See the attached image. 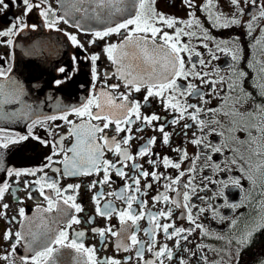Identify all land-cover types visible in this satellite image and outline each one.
Returning a JSON list of instances; mask_svg holds the SVG:
<instances>
[{"label": "snow or ice", "instance_id": "6c2138e0", "mask_svg": "<svg viewBox=\"0 0 264 264\" xmlns=\"http://www.w3.org/2000/svg\"><path fill=\"white\" fill-rule=\"evenodd\" d=\"M60 5V13L54 9L48 0H0V13H5L10 7L22 8L21 15L14 18V21L10 23L9 27L0 30V37H13L25 29L35 30L37 24L33 23L29 25L26 23V18L34 9L38 10L39 16L43 18L44 26L48 29H55L60 31L58 24L63 22L69 24L71 18V26L80 28L82 22L96 21L103 23L106 26L100 30L92 31L94 39L90 43H95L96 39H104L107 36L116 34L124 35L123 40L119 44H108L103 51L107 55L108 59L116 66V71L113 75H116L118 79L123 81L124 87L128 89L127 93L116 92L113 94L111 91L100 90L98 93H94L90 96L86 103L80 107H72L70 111L68 109H61L59 116L51 115L45 116L43 121L39 119H33L28 125V135L19 136L10 133L3 127H0V171L7 174L8 177L21 175H35L37 171H43V169H16L12 167H5L4 165V150L9 149L11 145L17 144L21 141L27 140L32 135V128L38 123H44L45 121H55L57 119L65 121L70 125L68 129L69 136L74 138V142L70 147L65 148L63 145L64 137L61 140L53 144L52 156H48L49 161L45 167H51L52 163H60L63 165V175L76 176V175H99L103 172V179L99 181H93L89 186L95 188L97 184L101 186L109 183L111 176L110 172L115 170L116 175L122 179L127 177V173L123 170V167H128L127 161L133 160V156L129 153L126 147L122 145H129L133 139L131 125L136 121H141L147 126H152L153 121L161 119L155 113L151 115L142 116L140 112L141 103L139 101H130L129 96L133 91L140 92L142 88H146V95L144 97L145 104L148 102L149 97H165L167 93L165 107L172 109L174 112H178L179 116L174 118L171 123L177 124L180 120L187 118L191 119L193 124L202 133L201 136H196L193 133V138L190 143L201 149L197 155L192 158L191 167L188 172L198 171L196 161L203 159L205 161L203 167L211 169L214 173L229 170V164L238 165L242 174H245L244 178L248 179L253 187L257 184L259 178L264 183V161L256 166V173L253 175L250 171L246 172L243 165L238 163V160L233 158L230 161L226 160L225 167L221 168L220 164L213 160V154H223L226 147H228L223 125H220V130L212 125H219L220 121L215 119L203 120L200 119V113L205 109L194 105L182 102L179 97H184L185 100L189 96H198L201 101L207 103L204 98V94L200 92L199 88L191 82L186 85H180L177 83L178 79L189 80V77H194L200 80L202 83L211 84V91L216 92L215 84L219 82L224 85L223 91L225 95L223 97V104L221 108L207 109L208 113L213 116L222 111L225 106H228V110L224 111L225 116L232 118V127L227 129L229 136L233 140L238 138L234 135L236 131H244L247 133L248 139L246 141H238L239 143H248L257 145L256 155L264 156V104H256L252 110L241 111L240 107L243 104L248 103L253 99L252 94L244 90L242 81L247 77V73L240 70L237 65L241 59V49L238 45V38L216 41L215 38L209 36V32L205 29L199 19L195 17L194 12H189L191 19L187 21L177 20L172 17H167L161 12H157L154 4L155 0H57ZM182 4H185L189 9L204 10L208 13L207 20L214 28H229L232 26H239L241 19L244 15V9L242 4L250 5L257 8V13L253 14L251 19L247 23L249 35L254 30V24L258 19H264V4L260 3V0H229V3L234 6L235 11L231 17L225 16L223 13L212 11L213 0H207L203 9L199 5L194 4L193 0H181ZM78 17V18H77ZM120 17L118 22L109 24L114 18ZM177 24L185 25V28L175 27ZM158 25L166 26L167 28L175 27L174 34L170 35L168 32L163 31ZM193 27L197 31H192ZM123 30V32H122ZM262 35H264V28L261 29ZM68 39L74 46L83 47L79 44L77 37L65 33ZM197 37L202 41L213 39L216 43V48L226 56H230L232 63L228 66L231 71L227 78L220 76L218 81L208 80L209 76L207 72L195 71L196 64L192 63L191 68H186L185 60L181 56L182 52L189 53V62H191L192 49L188 44L182 43V37ZM6 43L12 45L13 41L9 38ZM261 42L257 41L254 47H257L261 54H264V47H260ZM204 48H208L207 43H203ZM211 51V50H210ZM197 57L200 56L199 52H196ZM73 57V61H75ZM92 61V77L96 80V61L99 59L98 54H93L90 57ZM212 59H219V57L212 55ZM210 63V62H209ZM199 64L203 67H207L206 62L203 59L199 60ZM248 67L254 72L253 87L257 89L259 96L264 97V59H257L255 54L253 59L248 61ZM60 72H65L64 68L58 69ZM11 68L0 67V120L5 119H28L31 116V106L24 105L21 109L16 111L5 112L4 106L11 104H23L22 96L24 95L23 86L15 79L11 78L8 73ZM219 73V68L214 70ZM109 74H105L106 78ZM70 78V77H69ZM64 81H55L56 85L62 84ZM106 89H119L120 84L105 85ZM60 108V105H57ZM95 109V110H94ZM192 109V111H188ZM74 114L81 118V122L77 124L74 121L68 120V115ZM97 121L102 123H92ZM243 122V123H241ZM114 125V132L116 136L109 137L105 130ZM192 124H184V129H189ZM205 129H209L205 132ZM142 128L137 131H142ZM158 131L162 133V141L164 145L169 144L170 133L165 132L164 126L161 125ZM253 131L256 135H253ZM128 133L122 139H117L120 133ZM215 133L221 137V141L218 144H213L207 139L208 135ZM185 136L187 132L184 133ZM39 139V137H34ZM156 142V138L152 137L148 141V145H152ZM41 144H48V141L40 140ZM181 151L180 149H175ZM206 150V151H205ZM105 151L112 152L119 157L118 162L123 167H117L116 163L108 159H104ZM238 150L233 149V152ZM71 154V155H69ZM150 154V149L147 146L140 148L137 153L138 156H145ZM62 155V159L59 161H53V156ZM188 154L186 150H183L181 160L187 159ZM240 159H244L243 156ZM150 164L155 161L149 160ZM162 162L164 167H172L180 169L181 164L171 161L168 157H163ZM131 167L139 171L138 176L128 177L132 180V184H125V187L119 191V193H108V195H116L118 199H122L127 205L126 208L117 209L111 202H106L103 207L100 206V198L104 193L98 192L93 196V201L97 205V215L111 219L115 215L120 223L118 230H113L112 226L105 229L93 228V233H98L101 237V242L104 243L107 240L108 235L117 238L116 248L117 250L123 249V251H129L134 249L135 256L138 260V264H165L166 258L169 262L174 258V252L167 245L157 248L155 242V236L157 231L162 230L166 238L176 240L175 247L180 246L181 240H187L188 237L182 235L186 231L190 234L195 229H200L205 236L212 235L203 225L196 223V219L192 215V209L196 205L191 204V195L195 193L196 188L193 186V178L189 177L188 183L183 184L184 189H188L183 192L177 190V185L180 184V178L185 176L184 171H179L176 178H168L170 182L165 185L166 190L177 192L178 196L183 197V202L175 199H170L165 193H160L153 197V200L160 202L163 200L166 203L176 204L178 207L187 210V219L190 223L195 224L194 229L173 228V225L168 223L161 224L158 217L169 218L172 215V209L160 210L157 213H151L145 211L146 201H138L135 194L124 195L125 192L131 190L132 193L140 192V177L148 178L151 176L154 180H159L160 175L156 171L149 173L148 171L141 170L142 166L136 163H132ZM251 168V165L249 166ZM54 172L60 173V168H53ZM210 183H220L224 186L230 182L236 187H240V179L229 177L228 181H216L211 177H205ZM44 180V183H41ZM33 183L40 185V195L43 196L46 201V207L41 206L38 202L35 209L36 216L28 218L25 216V209H19V216L24 218L27 223L22 224L23 231H17L14 234L11 230L4 233L5 240H11L13 235L15 239L11 244V251L4 256H0V259L8 261V264H15L13 259L17 245L24 241L27 252L32 255L21 256L20 260L22 264H122L118 259L112 257H106L104 259H98L95 246L86 247L82 242V237L85 235L83 231L76 232L75 238H69L68 229L73 224H79L80 219L77 215L72 214L71 210L75 213H80L83 208L80 204L76 203V196L65 195L72 189L78 191L79 185H68L67 188L61 189L58 181H49L46 177L37 179ZM134 185V187H133ZM29 186V182L25 181V187ZM145 187H151L150 184ZM206 187V185H205ZM9 184L5 180L0 183V200L3 199L4 193L8 190ZM48 188L55 192V196L45 194L44 189ZM264 197V192L260 194ZM31 199V193H29ZM248 197L245 196L246 200ZM200 199H205L200 197ZM134 203H139L140 210L137 211L134 207ZM227 207L237 208L242 204H226ZM9 205L3 204L2 208L7 209ZM211 208V205H209ZM259 211L252 218L251 222L246 223L243 230L238 234L233 233L229 236L216 235L218 240H226L228 245L232 244V241L236 242L235 256L236 264H239V256L241 252L250 246L257 233L264 231V199L258 202ZM205 208H199V213H204ZM0 215H5L4 212H0ZM214 215H218L214 211ZM148 217L149 223L152 225L150 229H145V235L149 236L148 241H141L138 239L137 233L139 232L138 222ZM183 218V213H182ZM15 217H13V220ZM224 218L221 217V220ZM91 222V220L89 221ZM236 221H232L234 226ZM63 225V226H61ZM135 227V230H133ZM173 228L172 232L169 229ZM130 241V243H129ZM145 244H147V251L152 253L155 259H144ZM207 247V246H197ZM186 252L190 250L185 248ZM217 251L216 249H212ZM224 251L223 249L220 250ZM195 256L196 253H191ZM229 260L227 264H232L231 250L228 252ZM128 259H131L129 257ZM201 259L204 264H210L206 255ZM179 264H188V261L181 258ZM215 264H225L223 257ZM264 264V261L261 262Z\"/></svg>", "mask_w": 264, "mask_h": 264}, {"label": "flooded vegetation", "instance_id": "af4514ba", "mask_svg": "<svg viewBox=\"0 0 264 264\" xmlns=\"http://www.w3.org/2000/svg\"><path fill=\"white\" fill-rule=\"evenodd\" d=\"M194 4L199 5L203 9L207 0H193ZM48 3L57 10L58 14H61L59 9L60 5L57 0H48ZM260 3L264 4V0H260ZM214 7L212 11L223 13L227 17H231L235 11L234 6L229 3V0H213ZM154 7L157 12L165 14L167 17H172L177 20L187 21L191 19L189 12H194L195 17L199 19L205 29L208 30L209 36L215 38L216 41L221 39L230 40L238 38V45L241 49V59L237 65L240 70L247 73V77L242 81V86L245 91L252 94L253 99L248 103L243 104L240 107L241 111L252 110L256 104H264V97H261L257 93V89L253 87L254 72L248 67V61L253 59L255 54L257 59H264V54H261L257 47V41L261 42L260 47H264V35L261 33V29L264 28V19H258L254 24V30L249 35L247 23L257 13V8L250 5L242 4L244 9V15L240 17L241 24L239 26H232L229 28H214L207 20L208 13L204 10L189 9L185 4L181 3V0H155ZM23 9L10 7L5 13H0V30L9 27L10 23L14 21V18L21 15ZM70 19V18H69ZM26 23L29 25L35 23L37 28L35 30L25 29L23 32L18 33L13 37H0V67L11 68L8 75L17 80L24 89L23 97H27V102L31 106V116L28 119L14 118L0 120V127L5 128L10 133L27 136L28 125L33 119H39L43 121L45 116L57 115L61 113V109H70L72 107H80L87 102L88 98L94 93H98L100 90H107L113 92L127 93L128 89L124 87L123 81L118 79L116 75H113L116 71V66L108 59L103 49L108 44H119L126 33L122 35H110L104 39H96L95 43H90L94 39L92 31L100 30L103 27L77 28L71 26V19L69 24L60 22L58 28L48 29L44 26L43 18L39 16L38 10L34 9L32 13L26 18ZM163 31L168 32L170 35L174 34L175 27L185 28L183 24H177L173 28H167L163 25H158ZM187 31L188 29L185 28ZM192 31H197L193 27ZM123 32V30H122ZM65 33L75 35L79 44L83 47L74 46ZM11 38L13 43L8 45L6 41ZM182 43L188 44L193 50L191 54V62H189V53L182 52L181 56L185 60L186 68H191L192 63L196 64L195 71L207 72L209 76L208 80L218 81L220 76L227 78L231 69L228 67L232 61L230 56H226L216 48V43L213 39L202 41L197 37H182ZM203 43L208 44V48L203 47ZM211 50V51H210ZM196 52L200 53V56L195 55ZM93 54H98L99 59L96 61L97 79L93 80L92 77V61L90 57ZM212 55L219 57V59H212ZM75 57V61H73ZM203 59L207 67H203L199 64V60ZM210 62V63H209ZM64 68L65 72H60L58 69ZM219 68L221 71L216 73L214 70ZM109 74L106 78L105 74ZM70 77V78H69ZM64 81L60 85H56L55 81ZM188 82L196 85L200 92L204 94V98L207 103H204L198 96H189L186 98L179 97L182 102L188 104L197 105L205 111L200 113V119L219 120V125H212L220 130V125H223L225 137H228V147L225 148L223 154H213V160L220 164L221 168L225 167V161H230L235 158L238 163L243 165L246 172H251L253 175L256 173L255 169L261 161H264V156L256 155L258 150L257 145L248 143H239L238 141H246L248 139L247 133L244 131H236L234 135L238 138L233 140L230 138L227 129L232 127V118L225 116L224 111L228 110V106H225L220 113L213 116L208 113L207 109L221 108L223 104V97L225 92L223 91L224 85L217 82L215 84L216 92L211 91L212 85L202 83L200 80L194 77H189V80L178 79L177 83L180 85H186ZM120 84V88L106 89L105 85ZM146 88H142L140 92L133 91L129 96L130 101H139L141 103L140 112L142 116L151 115L155 113L161 117L158 121H153L152 126H147L141 121H136L131 125L132 132L130 133L133 139L130 144L122 147H126L129 153L133 156V160L127 161L128 167H123L118 162L120 159L112 152L105 151L104 159H108L116 163L117 167H123V170L127 173V177L122 179L116 175L115 170L110 172L111 179L109 183L100 185L97 184L95 188L90 189V185L93 181H99L103 179V172L99 175H76L65 176L63 175V165L60 163H52L51 167H45L49 163L48 156H52L53 144L58 143L61 137H64L63 145L65 148L70 147L74 142V138L69 136L68 129L70 127L65 121L57 119L55 121H45L44 123H38L32 128V135L27 140L21 141L17 144L11 145L9 149L4 150V165L5 167H12L16 169H43V171H37L35 175H21L20 177L12 176L8 177L3 171H0V183L5 180L9 184L8 190L4 193L3 199L0 200V212H4L5 215H0V256L6 255L11 251V244L15 239L14 235L11 240H5L4 233L8 230L14 234L17 231H23L22 224L27 223L24 218L19 216V209H25V216L33 218L36 216L35 209L39 202L41 206L46 207V201L43 196L40 195V185L33 183L37 179L46 177L49 181H58L61 189L67 188L68 185H79L78 191L69 189L65 195L76 196V203L80 204L83 211L75 213L71 210L72 214H75L80 219L79 224H73L69 232V238H75V233L83 231L85 235L81 238L86 247L95 246L98 259H104L106 257H112L118 259L122 264H138V260L135 256V250L123 251V249L117 250V238L108 235L107 240L102 243L101 237L98 233H93L92 229H105L109 226L113 227V230L120 228L118 218L113 215L111 219L97 215V205L93 201V196L98 192H103L104 195L100 198V206L103 207L106 202H111L117 209L126 208L127 205L122 199H118L116 195H108V193H119L121 189L125 187V184H132V180L128 177L138 176L140 170L133 169L132 163H136L142 166L141 170L148 171L149 173L156 171L160 175L159 180H154L151 176L148 178L140 177V192L132 193L131 190L125 192L124 195L135 194L138 201H146L145 211L151 213H157L160 210L167 211L172 209V215L169 218L158 217L161 224L168 223L173 225V228L194 229L195 224H192L187 219V210L178 207L173 203H166L163 200L156 202L153 197L160 193H165L170 199H175L183 202V197L178 196L177 192L166 190L165 185L170 182L168 178H176L179 171H184L186 174L180 178V184L177 185L179 192L186 191L188 189L183 188V184L188 183L189 177L193 178V186L196 188L194 194L191 195L190 203L196 205L192 209V215L196 219V223L203 225L212 235L205 236L200 229H195L190 234L186 231L182 235L187 236L188 239L181 240L180 246L175 247L176 240L166 238L162 230L157 231L155 236V242L157 248L163 245H167L174 252V258L169 262L166 258L165 264H179L181 258L188 261V264H204L201 259L206 255L210 264L220 261L223 257V261L227 264L229 260V249L231 250L232 264H236L235 249L237 247L235 240L231 245H228L226 240L216 239V235L229 236L233 233L238 234L243 230L246 223L251 222L252 218L259 211L258 202L264 199L260 194L264 192V183L257 179L255 187L250 181L244 178L245 174H242L238 165L229 164V170L214 173L209 168H204L205 161L203 159L196 161L198 171L188 172L191 167L192 158H194L200 148L190 143L193 138V133L196 136H201L202 133L193 124L192 120L185 116V119L180 120L177 124L173 125L171 121L179 116L178 112H174L170 108L165 107L167 93L165 97H149L148 102L145 104L144 97L146 95ZM33 97L31 99V97ZM60 105V108L57 105ZM11 105H5V112L11 110ZM35 110V111H33ZM95 110V109H94ZM35 113H33V112ZM189 112L192 109L188 110ZM68 120L74 121L77 124L81 122V118L74 114L68 115ZM92 123H102L92 121ZM192 124L189 129H184V124ZM243 123V122H241ZM163 125L165 132L170 133L169 144L164 145L162 141V133L158 131V128ZM114 125L105 130L109 137L116 136L114 132ZM142 128V131L137 129ZM209 129H205L208 132ZM185 132L187 135L185 136ZM128 133L122 132L117 139H122ZM253 135L256 132L253 131ZM34 137H39L35 139ZM156 138V142L152 145H148V141L152 138ZM207 139L213 144H218L221 141V137L215 133L208 135ZM40 140L48 141V144H41ZM147 146L150 149V154L145 156H138L140 148ZM180 149L181 151H176ZM233 149L238 151L233 152ZM183 150L187 151L188 158L181 160ZM264 150V149H262ZM206 151V150H205ZM71 155V154H69ZM168 157L171 161L180 163V169L172 167H164L162 158ZM243 156L244 159H240ZM62 159V155L53 156V161H59ZM152 160L155 163L150 164L148 161ZM251 165V168L249 167ZM53 168H60L61 172H54ZM239 178L240 187H236L230 182L227 186L220 183H210L205 177H211L216 181H228L229 177ZM25 181L29 182V186L25 187ZM44 183V180H41ZM150 184L151 187H145ZM206 185V187H205ZM134 187V185H133ZM45 194L55 196V192L51 189L45 188ZM31 193V199L29 198ZM248 198L245 200L244 197ZM204 197L205 199H200ZM3 204L9 205L5 210L2 208ZM226 204H242L241 207L231 208ZM211 205V208H209ZM133 207L139 211V203H134ZM199 208H205L204 213H199ZM214 211L218 215H214ZM183 213V218H182ZM13 217L15 219L13 220ZM221 217L224 219L221 220ZM91 220V222H89ZM235 220L236 224L233 226L232 221ZM63 226V225H61ZM139 232L137 233L138 239L141 241H148L149 236L145 235V229H150L152 225L149 223V219L145 216L138 222ZM173 228L169 229V232L173 231ZM135 230V227H133ZM130 243V241H129ZM207 246L200 247L197 246ZM187 248L190 251L186 252ZM216 249L217 251H213ZM224 251H220V250ZM196 253L192 256L191 253ZM25 255H32L27 252L24 241L22 240L17 245L15 255L13 257L15 264H22L20 257ZM131 257V259H128ZM144 259H155L152 253L147 251V244H145ZM264 261V231L257 233L253 242L245 248L239 256V264H261ZM0 264H8V261L0 259ZM142 264V262H140Z\"/></svg>", "mask_w": 264, "mask_h": 264}, {"label": "water", "instance_id": "95a60500", "mask_svg": "<svg viewBox=\"0 0 264 264\" xmlns=\"http://www.w3.org/2000/svg\"><path fill=\"white\" fill-rule=\"evenodd\" d=\"M78 18V17H77ZM71 19V18H70ZM120 19V17H116L113 19V21H110L108 22L109 24H114L115 22H118ZM106 25L103 24V23H99V22H96V21H87V22H82V25L80 28H91V27H105ZM31 97V96H30ZM33 97H31L32 99ZM27 99H28V96L27 97H23L22 96V100H23V104H12V107H11V110L10 111H16V110H19L21 109L24 105H30L28 102H27ZM35 111V110H33ZM32 111V112H33ZM35 113V112H33Z\"/></svg>", "mask_w": 264, "mask_h": 264}]
</instances>
